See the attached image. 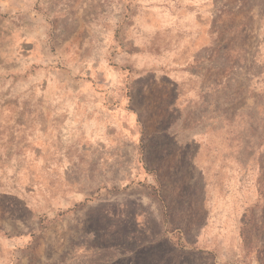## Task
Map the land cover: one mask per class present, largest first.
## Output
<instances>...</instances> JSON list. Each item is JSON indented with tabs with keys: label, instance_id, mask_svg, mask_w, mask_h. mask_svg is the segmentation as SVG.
Segmentation results:
<instances>
[{
	"label": "rangeland",
	"instance_id": "obj_1",
	"mask_svg": "<svg viewBox=\"0 0 264 264\" xmlns=\"http://www.w3.org/2000/svg\"><path fill=\"white\" fill-rule=\"evenodd\" d=\"M0 264H264V0H0Z\"/></svg>",
	"mask_w": 264,
	"mask_h": 264
}]
</instances>
